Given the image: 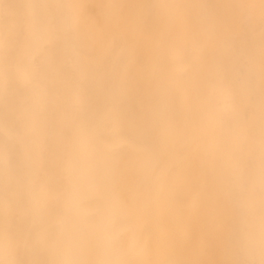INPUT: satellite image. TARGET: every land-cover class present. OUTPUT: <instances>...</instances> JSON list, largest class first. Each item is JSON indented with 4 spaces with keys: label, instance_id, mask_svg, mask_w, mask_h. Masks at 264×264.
I'll use <instances>...</instances> for the list:
<instances>
[{
    "label": "snow or ice",
    "instance_id": "6c2138e0",
    "mask_svg": "<svg viewBox=\"0 0 264 264\" xmlns=\"http://www.w3.org/2000/svg\"><path fill=\"white\" fill-rule=\"evenodd\" d=\"M3 6L23 15L18 25L7 14L0 23V264H264V0L119 5L125 9L120 21L111 33L95 37L100 50L116 54L110 63L81 42L82 6L74 0ZM178 41L191 45L190 78L184 83L186 74H181L175 93L161 103L162 85L153 68ZM141 49L149 55L144 65L139 64ZM22 60L24 73L17 71ZM49 67L76 77L61 106L68 122L63 134L69 143L86 146L98 162L95 190L110 223L118 224L124 215L152 218L156 226L142 229L136 239L144 256L154 247L198 254L215 249L223 259L95 258L100 248L111 249L121 240L119 232L98 237L86 230L95 222L94 213L73 220L70 236L63 235L66 210L76 202L53 182L45 165L44 132L53 129L55 117L39 77ZM101 73L106 81L102 102L91 90ZM14 84L29 93L20 102L8 95ZM133 95L139 100L135 108L129 104ZM178 102L191 109L210 104L208 118L220 123L226 138L189 140ZM116 126L127 129L119 141L104 135ZM125 146L131 155L122 153ZM193 173L207 181L206 191L193 183ZM145 175L152 179L147 195L141 191ZM66 179L71 183L70 174ZM178 187L190 194L180 205L177 225L160 228L163 205Z\"/></svg>",
    "mask_w": 264,
    "mask_h": 264
},
{
    "label": "bare ground",
    "instance_id": "6f19581e",
    "mask_svg": "<svg viewBox=\"0 0 264 264\" xmlns=\"http://www.w3.org/2000/svg\"><path fill=\"white\" fill-rule=\"evenodd\" d=\"M21 0H3L0 4V23L7 14L10 23L18 25L22 20V13L13 9H5L3 6L14 5L20 3ZM75 3L81 5L79 9V17L82 28L81 42L94 50L99 59L105 63H110L116 59V54L107 48L100 50L95 40L96 35L101 32L111 33L114 26L120 21L125 9L119 5L130 3H140L144 0H74ZM153 2H181V0H153ZM210 3H219L222 0H207ZM151 23V21H149ZM191 52V45L187 41H178L173 46L164 51L153 68L156 80L162 85L158 99L161 103H167L168 96L175 93L178 83V77L185 75L184 83H187L191 74V65L188 55ZM149 55L146 50L141 49L139 53V64L148 63ZM101 69L103 64L99 65ZM17 71L24 73L27 71L26 60H22L17 67ZM76 77H68L63 73L57 72L54 68H47L45 72L40 74L39 85L42 90L48 91L50 95L47 98V109L50 115L55 117V126L50 132L45 131L46 147L44 151L45 165L48 170L54 174L53 182L62 190L66 191L70 198L76 202V206L69 207L65 215V230L63 235L70 236L71 225L73 220H83L89 213L95 214V222L91 225L84 226L86 230L103 237L106 234L115 232L120 233L121 243L111 249L100 248L95 258H110L125 261H134L141 259H164L177 258L181 255H187L189 258L202 259H223L224 256L218 250H210L205 254L194 253L189 250L187 253H170L164 249L153 248L148 256L142 255L137 246L136 239L142 229L156 226L150 217H137L133 215H124L118 224L110 223L108 215L103 210L101 202L98 200L95 190V178L98 172V162L92 157L88 148L79 141L69 143L63 134V129L67 126V120L61 117V106L66 99H69L70 91L74 85ZM146 81L141 78L140 84ZM106 87V81L102 73L97 75L91 82V90L93 97L101 101L103 100V90ZM2 89V84H0ZM209 93L211 90L209 89ZM9 97L20 102L29 95L28 91L14 84L8 90ZM130 107L135 108L139 104L138 98L133 95L129 100ZM178 115L182 123L187 126L188 139L199 138L202 142H206L212 138L224 139L227 136L226 130L216 120L208 118L211 111L210 104H203L195 109L187 106H179ZM3 114L4 102L3 95L0 92V137L3 135ZM127 134V129L123 126H116L107 129L105 136L119 141V139ZM125 155H131L132 149L125 146L121 149ZM3 165L0 162V169ZM55 174H59L56 176ZM71 175V183L66 179L67 175ZM141 185V191L147 195L152 188V179L149 175H145ZM192 180L194 184L199 185L205 191L207 190V181L199 175L193 173ZM129 178L126 183H131ZM189 190L185 187L174 189L173 195L163 205L162 218L159 223L160 228H173L177 225L178 217L181 214L180 205L189 196ZM255 236L258 244L259 240V212L257 209L255 219ZM257 255V259H258Z\"/></svg>",
    "mask_w": 264,
    "mask_h": 264
}]
</instances>
